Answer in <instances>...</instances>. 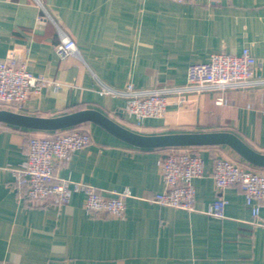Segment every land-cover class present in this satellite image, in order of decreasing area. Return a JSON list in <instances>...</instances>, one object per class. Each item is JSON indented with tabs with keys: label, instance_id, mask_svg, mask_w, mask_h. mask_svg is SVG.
<instances>
[{
	"label": "crops",
	"instance_id": "obj_1",
	"mask_svg": "<svg viewBox=\"0 0 264 264\" xmlns=\"http://www.w3.org/2000/svg\"><path fill=\"white\" fill-rule=\"evenodd\" d=\"M58 29L79 58L56 55ZM14 44L27 47L28 71L50 80L17 112L91 108L141 134L227 131L264 153V82L189 92L182 105L168 103L162 117L136 125L125 97L99 93L93 79L117 90L181 87L191 63L248 48L258 63L254 80H264V0H0V61ZM79 126L91 141L59 176L107 196L128 189L123 217L87 213L82 192L60 207L28 204L12 169L24 159L29 129L0 123V264H264V202L253 224L240 188L219 194L211 177L215 156L263 167L226 145L191 146L203 169L193 180L194 210L164 206L152 197L164 189L158 160L165 148L128 144L94 123ZM218 195L227 201L223 218L204 212Z\"/></svg>",
	"mask_w": 264,
	"mask_h": 264
},
{
	"label": "built area",
	"instance_id": "obj_2",
	"mask_svg": "<svg viewBox=\"0 0 264 264\" xmlns=\"http://www.w3.org/2000/svg\"><path fill=\"white\" fill-rule=\"evenodd\" d=\"M181 1V0H173ZM59 42L55 53L59 59L69 56L79 58L74 41L58 29ZM28 49L14 44L7 49L0 61V109L18 111L30 92L39 90L50 80L42 75H33L27 69ZM257 60L248 48L239 54L214 53L205 62L191 63L187 68L186 82L181 87L152 90L136 89L128 85L123 90L106 86L98 75L94 82L101 94H121L125 97L124 111L136 125L145 118L162 117L168 103L182 105L189 92L206 89L223 90L231 86L260 83L254 80ZM169 96H172L170 101ZM215 102L221 104L222 96ZM24 140V159L12 169L16 188L22 189L26 202L32 206L66 204L74 192L84 195L83 207L91 215L122 218L124 200L130 195L128 189L105 195L95 186L59 176V170L72 154L89 145V132L79 125L49 131L45 135L29 129ZM211 177L220 194L226 187L237 186L242 191L250 208L253 224H258L260 204L264 202V171L237 164L232 159L215 156L212 159ZM159 173L164 184L162 192L152 200L160 205L194 210L193 180L202 176V159L191 146L167 147L158 160ZM226 199L218 195L204 211L207 215L223 218Z\"/></svg>",
	"mask_w": 264,
	"mask_h": 264
},
{
	"label": "water",
	"instance_id": "obj_3",
	"mask_svg": "<svg viewBox=\"0 0 264 264\" xmlns=\"http://www.w3.org/2000/svg\"><path fill=\"white\" fill-rule=\"evenodd\" d=\"M86 122L94 123L124 142L142 148L226 145L245 161L264 168V153L254 150L238 136L227 131L141 134L121 126L102 112L91 108L54 116L0 109V123L26 129L54 131Z\"/></svg>",
	"mask_w": 264,
	"mask_h": 264
}]
</instances>
